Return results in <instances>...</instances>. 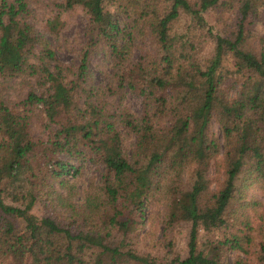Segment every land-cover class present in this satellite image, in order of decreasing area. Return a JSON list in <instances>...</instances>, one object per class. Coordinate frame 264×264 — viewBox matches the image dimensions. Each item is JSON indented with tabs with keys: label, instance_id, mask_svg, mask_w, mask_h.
<instances>
[{
	"label": "trees",
	"instance_id": "16d2710c",
	"mask_svg": "<svg viewBox=\"0 0 264 264\" xmlns=\"http://www.w3.org/2000/svg\"><path fill=\"white\" fill-rule=\"evenodd\" d=\"M62 1L66 9L80 5L87 12L92 43L102 39L111 53L119 55L117 40L122 30L107 0ZM220 1L110 0L109 5L130 17L133 25L139 22L147 28L158 53L150 67L139 66L130 72L139 92L153 97L150 117L145 114L135 122L129 113H122L121 121L136 133V156L130 161L122 151L112 115L91 102L80 105L84 112L77 110L79 83L85 82L86 52L77 66L76 80H65L69 69L56 63L51 48L21 19L24 0H0V77H32L40 89L28 90L21 106L12 108L2 100L4 89L0 87V263L26 264L32 257L33 264H119L123 260L225 264L220 260V247L248 253V234H229L203 245L198 239L199 230L208 235L226 225L224 213L247 161V171L264 181V48L254 53L246 42L249 18L257 15L264 0H235V30L227 35L214 32L204 18ZM181 17L180 30H174L173 24ZM48 25L52 30L56 23ZM201 39L210 44L204 58L199 51ZM228 57L231 69L223 66ZM230 75L243 79L228 97L224 78ZM36 104L48 122L58 124L49 144L42 147L29 131L30 108ZM161 118L170 123L157 128L153 122ZM212 118L220 128L224 149V177L215 190L209 189L206 177L208 162L219 150L208 131ZM78 145L87 146L106 170L103 200L90 204L87 199L83 210L70 208L68 221L58 222L48 211L49 202L60 205L63 197L53 196L43 173H65L69 164L56 160L52 152L75 155ZM185 169L190 172V184L183 190L176 182ZM169 174L165 189L173 196L167 217L188 222L185 256L173 253L170 260L160 262L151 254L122 248L124 240L111 244V231L124 234L133 225V218L124 216L123 210L132 207L141 216L159 178ZM37 204L46 213L36 215ZM256 258L264 264V244L259 245Z\"/></svg>",
	"mask_w": 264,
	"mask_h": 264
},
{
	"label": "rangeland",
	"instance_id": "374dc122",
	"mask_svg": "<svg viewBox=\"0 0 264 264\" xmlns=\"http://www.w3.org/2000/svg\"><path fill=\"white\" fill-rule=\"evenodd\" d=\"M107 1L108 9L113 11L119 22V29L122 30L117 40L118 50L121 51L118 56L111 53L104 40L98 39L92 43L94 33L91 31V22L87 12L80 5L66 9L62 6V0H24L25 11L21 13V19L32 25L34 31L51 48L56 63L69 69L63 75L65 80L75 79L80 58L86 52L85 82L79 83L80 98L77 110L84 112L80 105L83 102H91L112 115L111 117L115 118L114 126L120 134L122 151L130 161H133L136 156V133L121 121L122 113H129L135 122L145 114L150 117L153 113V97H146L139 92L137 80L131 78L130 72H135V68L139 66L150 67L151 61L157 58V46L147 28L139 22L133 25L130 17L121 13L118 8L110 6V0ZM234 5L235 0H221L218 5L204 13L206 22L214 32L227 35L235 30ZM50 21L56 23L52 30L48 25ZM182 22L183 17L173 24V29L180 30ZM246 30L248 46L254 53H258L262 47L264 48V6L259 8L255 17L249 18ZM200 45H203L199 49L200 56L204 58L209 53L210 44L207 40L201 39ZM231 63L228 57L223 66L225 69H231ZM152 66L157 68L156 64ZM242 79L243 77L235 75L224 78V89L228 97L233 96ZM0 87L4 89L2 100L12 108L21 106L20 102L28 90L40 92L32 77H0ZM29 114L31 138L40 142L41 147L48 145L58 124L46 120L39 104L32 106ZM75 119L80 120L78 113H75ZM169 123L166 118L153 122L157 128ZM208 131L215 136L219 148L218 153L209 160L206 174L209 189L215 190L224 177L222 163L224 149L220 128L213 118L208 124ZM77 149L79 153L75 155L52 152L56 160L69 164L65 173L58 176L43 173L48 177L47 183L53 196L63 197L60 205L56 201L49 202L51 209L48 211L52 212L58 222L68 221L72 211L70 208H74L75 212L83 210L87 199L90 204L103 200L101 188L104 185L105 168L87 146L78 145ZM248 164L247 161L236 178L235 182L238 186L224 213L226 225L212 230L208 235L202 230L198 233L201 245L205 242L215 243L224 236L228 237L229 234H248L251 237L246 254L220 247V260L225 264H235L240 259H243L244 264H263V261L258 260L256 256L259 245L264 244V181L255 172L247 171ZM73 169L77 171L74 172ZM168 173L169 171L166 172ZM189 174L188 169L180 172L176 182L178 188L187 189L190 184ZM169 178L170 174L159 178V184L151 191L142 208L141 216L135 215L132 207L123 210L124 216L133 218V225L124 234L111 231L108 240L111 244L124 240L122 248L130 247L139 254H151L160 262L170 260L173 253L181 257L185 256L188 222L169 221L167 217L168 203L173 196L172 193H167L168 189H165V184L170 181ZM241 181L243 183H240ZM175 192L176 190L173 189L174 194ZM46 210L39 204L33 209L38 216L46 213ZM29 258L31 262L26 264L35 263L32 257ZM119 264L139 263L123 260Z\"/></svg>",
	"mask_w": 264,
	"mask_h": 264
}]
</instances>
